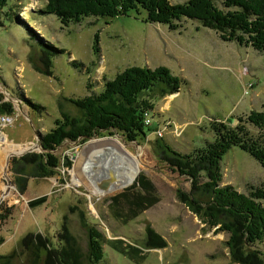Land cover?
Returning a JSON list of instances; mask_svg holds the SVG:
<instances>
[{
    "label": "rangeland",
    "instance_id": "1",
    "mask_svg": "<svg viewBox=\"0 0 264 264\" xmlns=\"http://www.w3.org/2000/svg\"><path fill=\"white\" fill-rule=\"evenodd\" d=\"M47 1L9 0L0 11V98L15 107L10 115L13 121L3 129L6 142L0 145V264H52L45 249L39 252V243L45 241L54 254L67 251L70 258L65 263L93 264L82 211L106 237L100 264H235L226 247L229 235L202 222L178 198V192L191 193L192 181L159 160L151 144L162 139L175 152L190 154L214 141L213 123L235 127L238 118L264 111V53L225 42L216 31L188 19L178 31H170L166 25L148 23L144 11L113 19L88 17L65 27L55 15L40 12ZM188 1L172 0L174 4ZM96 36L99 52H95ZM44 42L65 50L55 56L49 75L37 73L31 64L30 47L43 51ZM130 67H166L181 80L178 94L152 97L154 131L149 137L137 142H127L120 135L84 145L66 142L55 153L70 158L72 168H62L48 179L36 176L39 163L33 164L29 157L44 152L42 141L38 151L26 152L38 137L56 127L63 115L82 117L70 100L100 93L107 80ZM113 140L121 145L116 154ZM105 141L112 142L105 145ZM15 146L29 149L7 160L8 150ZM125 153L137 156L142 168L134 182L123 188L115 185L119 170L111 161L116 156L119 163L129 160ZM84 169L97 174L94 182ZM221 171L222 185L241 194L264 186V168L238 147L224 156ZM142 173L156 184L159 201L125 220L110 209L112 199L134 185ZM28 179V191L22 195L19 187ZM105 183L108 187L102 189ZM46 195L47 204L30 208V201ZM152 231L167 242L166 247H148ZM257 247L264 253V241ZM12 253L13 258L7 259Z\"/></svg>",
    "mask_w": 264,
    "mask_h": 264
},
{
    "label": "trees",
    "instance_id": "2",
    "mask_svg": "<svg viewBox=\"0 0 264 264\" xmlns=\"http://www.w3.org/2000/svg\"><path fill=\"white\" fill-rule=\"evenodd\" d=\"M8 2L0 0V11L8 6ZM135 10L140 14L144 11L148 23L166 25L170 31H178L182 21L188 19L198 22L202 28L216 31L225 42H236L264 53V0H189L184 4H174L172 0H48L40 12L55 15L66 27L88 17L113 19L129 16ZM98 44L96 36L95 52H99ZM43 45V51L30 47L32 53L38 55L42 66L34 61V54L31 64L37 73L49 75L52 74L55 56L64 54L65 50L49 42ZM180 88L181 80L166 67H130L118 73L114 80H107L100 93L70 100L80 110L82 117L63 115L62 120L56 121V127L41 136L44 152L29 157L33 164L39 163V172L42 170L36 176L48 179L59 174L62 168H72L70 158H61L55 153L66 142L84 145L95 138L115 135H120L127 142L146 139L154 131L151 128L153 123L150 127L144 124L145 113H152L155 106L152 97L166 98L178 94ZM3 97L0 98V115H13V103L4 102ZM251 127L256 131L253 132ZM212 128L214 141L207 142L203 148L183 155L172 150L162 139H157L151 144L154 155L168 163L180 176L192 181L191 193L178 192V198L194 209L202 222L212 228L218 227L219 232L229 235L226 247L233 263L264 264V253L257 247L264 241V186L251 187L249 194H241L230 186L222 185L221 171L224 156L235 147L251 155L264 168V111H252L249 116L238 118L235 127L215 122ZM204 177L207 181L202 180ZM24 182L19 187L22 195L28 191L29 179ZM157 194L156 184L142 173L134 185L113 197L110 209L128 220L138 211L155 206L159 201ZM48 200L47 195L39 197L30 201L29 206L35 209L47 204ZM80 217L90 238L89 257L93 264H100L105 258L103 248L106 237L87 222L85 212L82 211ZM60 232L63 233V230ZM150 234L148 247L167 246V242L154 231ZM64 241L61 240V243L64 244ZM47 242L39 243V252L45 249L52 264H80L65 263L63 260L70 258L67 251H57L56 256ZM123 252L129 255L128 250ZM13 253L7 259L13 258ZM40 254L37 255L39 259ZM56 257L55 263L53 258Z\"/></svg>",
    "mask_w": 264,
    "mask_h": 264
},
{
    "label": "bare ground",
    "instance_id": "3",
    "mask_svg": "<svg viewBox=\"0 0 264 264\" xmlns=\"http://www.w3.org/2000/svg\"><path fill=\"white\" fill-rule=\"evenodd\" d=\"M5 138L2 137V141L6 142ZM113 141H114L113 144H114V147H115V149H113V154H116V151H119V147L121 145H120V143L116 142L115 140H113ZM111 142L112 141H109V142L105 141V145L106 144H111ZM94 145H95V143L91 144L89 147L91 148ZM28 149H29V147H25V148H22L20 146L12 147L10 150H8L9 153L7 154V156L5 158L7 160H9L14 155H21V154L25 153L26 151H28ZM122 149H123V147H122ZM125 155H128V154L125 153ZM98 156H99V153H98ZM99 157H102L101 154H100ZM116 157L111 161L112 165L114 163H116L117 169L119 170V179L117 180V183L115 185H117V187L125 188L127 186H130L134 182V180L136 179V177L138 176V174H139V172H140V170L142 168V163H141L140 159L137 156L133 157L131 154L126 156L127 158H129V160L127 159L123 163H119L118 161H116ZM85 168L87 169L88 165H86ZM86 169H84L85 176L88 177L89 179H92L91 181L94 182V179H96L97 174L95 176V173H89ZM4 170L6 171L5 168H4ZM74 183L79 184L80 182L78 181V179H75ZM96 192H97V190H96Z\"/></svg>",
    "mask_w": 264,
    "mask_h": 264
},
{
    "label": "built area",
    "instance_id": "4",
    "mask_svg": "<svg viewBox=\"0 0 264 264\" xmlns=\"http://www.w3.org/2000/svg\"><path fill=\"white\" fill-rule=\"evenodd\" d=\"M13 118L10 115H0V145L2 146V137H3V129L8 126V123H11ZM153 118L150 112H146L144 115V124L145 126H152ZM160 137H163V133L160 131L158 133Z\"/></svg>",
    "mask_w": 264,
    "mask_h": 264
},
{
    "label": "water",
    "instance_id": "5",
    "mask_svg": "<svg viewBox=\"0 0 264 264\" xmlns=\"http://www.w3.org/2000/svg\"><path fill=\"white\" fill-rule=\"evenodd\" d=\"M39 147H42L41 146V137H38L37 143L34 145V147H31V149L28 152H26V153H32L34 151H38L39 150ZM107 187H108V184L105 183V184L102 185L101 188L102 189H107ZM6 193H9V191H7Z\"/></svg>",
    "mask_w": 264,
    "mask_h": 264
},
{
    "label": "crops",
    "instance_id": "6",
    "mask_svg": "<svg viewBox=\"0 0 264 264\" xmlns=\"http://www.w3.org/2000/svg\"><path fill=\"white\" fill-rule=\"evenodd\" d=\"M3 134H5L4 132H3ZM6 136V135H5Z\"/></svg>",
    "mask_w": 264,
    "mask_h": 264
}]
</instances>
